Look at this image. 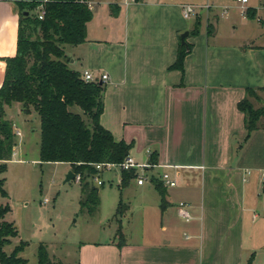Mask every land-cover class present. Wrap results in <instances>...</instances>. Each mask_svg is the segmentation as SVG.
<instances>
[{"label":"crops","instance_id":"1","mask_svg":"<svg viewBox=\"0 0 264 264\" xmlns=\"http://www.w3.org/2000/svg\"><path fill=\"white\" fill-rule=\"evenodd\" d=\"M209 2L106 0L96 9L90 0L85 43L65 47L71 70L108 76L100 125L115 141L132 144L129 157L136 164L156 158L145 184L132 179L125 187L134 182L138 196L126 227L124 215L106 241L81 244L76 264H248L250 258L264 264V130L245 141L237 109L247 89L264 88V44L236 32L241 22L231 12L242 14L231 0L211 1L208 13L182 17V5ZM248 8L255 18L243 20L257 19L258 9ZM18 13L13 0H0V86L4 59L16 52ZM183 32L192 48L180 72L170 67ZM4 111L16 136L13 156L37 138L40 148L38 116L25 115L18 103ZM112 172L118 187L120 173ZM176 172L178 185L164 189L162 210L151 179ZM179 203L187 205L189 222L179 217Z\"/></svg>","mask_w":264,"mask_h":264},{"label":"trees","instance_id":"2","mask_svg":"<svg viewBox=\"0 0 264 264\" xmlns=\"http://www.w3.org/2000/svg\"><path fill=\"white\" fill-rule=\"evenodd\" d=\"M13 1L19 12L16 52L4 59L5 73L0 86V197L7 198L1 176L16 144L13 125L5 119L4 110L18 103L25 115L35 113L39 118V161L67 164L70 171L80 177V208L94 214L100 200L98 188L90 185L96 174L93 165L122 163L129 156L132 144L115 141L100 125L105 86L84 82L78 72L69 68V59L64 54L65 47L78 46L86 41L87 24L93 17L90 0ZM41 7L44 15L40 20L38 9ZM254 13L248 8L245 15L253 19ZM195 33L196 30L190 35ZM207 33L210 35V30ZM191 48L192 45L181 44L179 40L176 60L170 69L182 72L183 61ZM256 92H264V88L247 89L244 99L237 105L243 114L245 141L254 131L264 130V101L257 109L248 102V96ZM149 165H156V158L151 157ZM132 179H135V170L122 171L119 189L125 188ZM151 181L161 197V209L164 210L165 188L158 180ZM122 208L127 210L128 207L120 202L115 214L120 215V219L123 217ZM9 211L7 205L0 206V264H26V260L19 257L25 243H20L10 254L3 250L18 235L15 226L5 221ZM116 236L120 248L124 241L120 227ZM37 264L61 263L52 262L46 249L39 246ZM248 264H253L252 258Z\"/></svg>","mask_w":264,"mask_h":264},{"label":"rangeland","instance_id":"3","mask_svg":"<svg viewBox=\"0 0 264 264\" xmlns=\"http://www.w3.org/2000/svg\"><path fill=\"white\" fill-rule=\"evenodd\" d=\"M95 1L94 7L97 9L106 0ZM209 1L212 5L211 1L214 0ZM231 1L235 3L234 0ZM246 7V11L248 7L258 9L257 19L246 22L243 20L244 16L239 15V11H232L231 14L234 13L236 19L241 22L236 32L252 35L256 38V44H264V0H248ZM116 9L117 6L110 8L111 14L117 16L119 11ZM243 25L246 26L242 28ZM93 72L98 73L99 70ZM261 101H264V92L248 96V102L254 109L260 107ZM24 127L27 128L28 125L25 123ZM38 141L37 138L36 142L28 141L24 148H16V155L11 158L22 161L6 164V171L1 176L4 179L7 198L0 197V206L9 207L5 221L12 223L18 233L3 250L10 254L20 243H25L24 251L19 257L26 260V264H37V250L39 246H43L52 262L76 264L81 244L106 241L108 235L117 228L121 216H114L115 202L121 201L128 207L127 210L121 209V215L128 218L124 221L126 227L138 199L135 184L132 182L127 188L119 189L120 184L117 187L115 174L103 172L100 176L103 186L96 187L93 182L90 184L98 188L100 204L94 214H88L87 210L81 209L79 205V182L71 180L63 183L68 173L66 165L33 162L38 160ZM45 199L47 203L43 202ZM115 238L118 241L116 234Z\"/></svg>","mask_w":264,"mask_h":264},{"label":"built area","instance_id":"4","mask_svg":"<svg viewBox=\"0 0 264 264\" xmlns=\"http://www.w3.org/2000/svg\"><path fill=\"white\" fill-rule=\"evenodd\" d=\"M135 1V0H132ZM235 3L239 6L241 14L246 16V5L248 4V0H234ZM246 7V8H245ZM213 8V5L210 4H204V5H182L181 6V13L182 17L184 19H191L199 16L201 12L208 13L209 10ZM227 9H223L221 13V17L226 15ZM44 15L42 7L38 9V18L41 20ZM82 80L87 83H105L108 81V76L106 74L102 75H94L90 71H83L80 74ZM96 174L92 177V182L96 187L103 186V181L100 179V176L103 172H112V171H118L120 174L122 171H130L135 170V180L136 184L138 186H142L147 181V176L145 174V171L149 168H151L150 165H138L136 164L133 159H131L129 156L124 159V161L120 164H95L93 165ZM178 167H174L175 170H177ZM178 177L179 174L176 172L173 177H171L167 173H163L159 177V181L162 183L163 187L166 189H172L177 187L178 185ZM261 179L264 182V171L261 173ZM77 182H80V177L75 176V179ZM44 203H47V200L45 199L43 201ZM177 213L179 217L185 221L189 222L191 220V216L189 212L187 211V205L185 203H179L177 205Z\"/></svg>","mask_w":264,"mask_h":264},{"label":"water","instance_id":"5","mask_svg":"<svg viewBox=\"0 0 264 264\" xmlns=\"http://www.w3.org/2000/svg\"><path fill=\"white\" fill-rule=\"evenodd\" d=\"M188 35H189V33L188 32H185V33H183L182 35H180V42H181V44H185L186 43V39H187V37H188ZM100 85L101 84H103V83H99ZM75 179V175L71 172V171H69L68 173H67V175H66V177H65V180H64V184L65 183H68V182H70L71 180H74Z\"/></svg>","mask_w":264,"mask_h":264}]
</instances>
